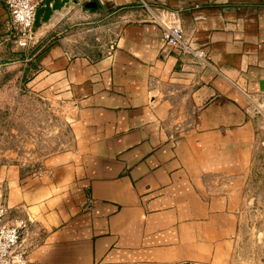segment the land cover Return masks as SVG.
<instances>
[{
    "label": "crops",
    "instance_id": "0c3cea01",
    "mask_svg": "<svg viewBox=\"0 0 264 264\" xmlns=\"http://www.w3.org/2000/svg\"><path fill=\"white\" fill-rule=\"evenodd\" d=\"M64 11L122 22L101 56L37 32L53 42L34 55L35 82L72 117L65 149L40 168L0 165V206L22 209L41 237L28 264H229L264 145V0H70ZM165 12L200 59L163 52ZM6 20L0 0V47Z\"/></svg>",
    "mask_w": 264,
    "mask_h": 264
},
{
    "label": "rangeland",
    "instance_id": "374dc122",
    "mask_svg": "<svg viewBox=\"0 0 264 264\" xmlns=\"http://www.w3.org/2000/svg\"><path fill=\"white\" fill-rule=\"evenodd\" d=\"M120 22L117 16L87 18L64 11L51 16L44 29L40 28L44 24L36 27L25 45L12 39L0 47V165L37 170L51 155L62 152L68 140L71 107L35 82L34 55L53 42L37 32L53 33L75 53L101 56L114 45ZM261 139L264 143V136ZM260 148L243 184V207L229 264H264V145Z\"/></svg>",
    "mask_w": 264,
    "mask_h": 264
},
{
    "label": "built area",
    "instance_id": "2783aa9c",
    "mask_svg": "<svg viewBox=\"0 0 264 264\" xmlns=\"http://www.w3.org/2000/svg\"><path fill=\"white\" fill-rule=\"evenodd\" d=\"M45 1L4 0L7 14L5 27L9 38L23 45L32 39L36 13L44 8ZM158 26L163 41V52L194 54L183 42L182 26L175 14L163 13ZM109 50H112V46ZM257 109L260 115L264 116V105ZM40 238L34 230L32 221L22 209H7L0 206V264H28L29 254L39 244Z\"/></svg>",
    "mask_w": 264,
    "mask_h": 264
},
{
    "label": "water",
    "instance_id": "95a60500",
    "mask_svg": "<svg viewBox=\"0 0 264 264\" xmlns=\"http://www.w3.org/2000/svg\"><path fill=\"white\" fill-rule=\"evenodd\" d=\"M69 5L70 0H46L44 8L39 9L36 13L34 27L47 23L54 13L67 9Z\"/></svg>",
    "mask_w": 264,
    "mask_h": 264
}]
</instances>
